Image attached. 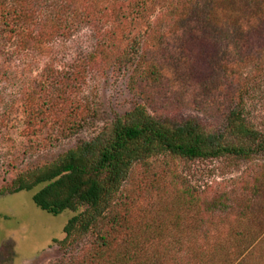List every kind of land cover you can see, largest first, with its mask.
Instances as JSON below:
<instances>
[{
    "label": "rangeland",
    "instance_id": "rangeland-1",
    "mask_svg": "<svg viewBox=\"0 0 264 264\" xmlns=\"http://www.w3.org/2000/svg\"><path fill=\"white\" fill-rule=\"evenodd\" d=\"M54 1L0 0V264H85L91 236L67 247L57 243L67 222L83 208L55 215L40 209L33 196L43 185L8 192L14 179L91 140L105 124L137 105L162 122L190 120L220 130L230 98L249 81L244 116L264 135L261 55L248 67H239L223 53L212 55L211 64L201 66V74L182 72L174 82L176 70L169 66L179 55V44L170 30L178 28L174 18L180 5L174 7L170 0H65L53 12ZM20 6L35 10L40 20L59 12L60 17L53 15L59 20L58 30L50 25L42 30L54 31V38L32 40L24 47L15 34L13 14ZM27 25L26 35L39 30ZM136 51L160 64L163 84L140 87L144 76H134L133 65L125 59ZM196 77L203 78L205 86L196 85ZM177 176L209 209L202 214L214 224L205 234L222 236V225L231 223L254 239L244 264H264V156L151 158L132 167L118 195L121 203L112 213L126 206L129 218L138 224L151 216L160 219L166 210L167 220H172L181 214L173 209L180 190ZM219 220L221 230L215 232ZM176 232L169 230L171 235Z\"/></svg>",
    "mask_w": 264,
    "mask_h": 264
},
{
    "label": "trees",
    "instance_id": "trees-1",
    "mask_svg": "<svg viewBox=\"0 0 264 264\" xmlns=\"http://www.w3.org/2000/svg\"><path fill=\"white\" fill-rule=\"evenodd\" d=\"M168 2L174 7L180 5L174 18L178 28L170 30L179 44V55L169 66L176 70L174 82L180 80L182 72L201 74V66L210 65V57L219 53L231 56L239 67L258 63L257 55L264 59V0ZM54 3L53 12L60 10L65 0ZM13 14L17 20L15 34L27 48L32 40L54 38L51 34L54 31L42 32L47 25L56 30L59 27L54 14L40 20L35 10L23 6L13 10ZM54 16L61 14L56 12ZM27 24L38 26L39 30L26 35ZM125 59L133 65L134 76H144L141 88L152 89L163 84V69L157 62H148L137 51L126 54ZM226 63L227 66L229 62ZM202 80L196 77L195 84L205 86ZM244 83L236 90V99L230 98V108L220 130L190 120L175 124L162 122L144 106L137 105L105 124L91 140L68 150L49 165L14 179V187L8 193L43 185L33 196L40 209L55 215L63 210L77 212L83 208L67 222L64 237L57 243L67 247L91 236L93 242L83 256L85 264H165L166 260L174 264H244L253 249V237L236 231V226H229L231 223H227L228 227L222 225L225 229L222 236H207L206 229L214 224L203 216L209 209L178 176L175 179L180 190L173 209L181 214L172 220H167L166 210L160 219L151 216L138 224L131 221L126 206L112 213L121 203L118 195L135 164L158 156L185 161L264 156V135L244 116L243 97L249 81ZM221 221L215 222V232L220 229L217 225ZM170 228L177 232L171 235ZM188 233L191 235H185Z\"/></svg>",
    "mask_w": 264,
    "mask_h": 264
}]
</instances>
